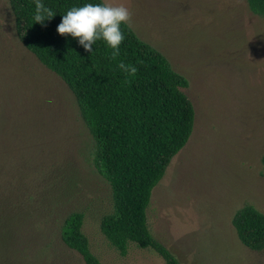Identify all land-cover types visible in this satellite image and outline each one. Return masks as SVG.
<instances>
[{
  "label": "rangeland",
  "instance_id": "1",
  "mask_svg": "<svg viewBox=\"0 0 264 264\" xmlns=\"http://www.w3.org/2000/svg\"><path fill=\"white\" fill-rule=\"evenodd\" d=\"M109 2L127 7L130 29L186 78L194 110L185 146L151 191L149 233L180 264H264V249L243 246L231 224L244 205L264 215V18L247 0ZM94 149L74 96L19 42L0 0V177L30 187L40 260L84 264L60 240L66 215L81 212L101 264H165L133 243L120 256L101 233L112 201Z\"/></svg>",
  "mask_w": 264,
  "mask_h": 264
},
{
  "label": "trees",
  "instance_id": "2",
  "mask_svg": "<svg viewBox=\"0 0 264 264\" xmlns=\"http://www.w3.org/2000/svg\"><path fill=\"white\" fill-rule=\"evenodd\" d=\"M36 2L8 0L14 31L23 47L68 87L92 136L93 165L107 181L112 201L111 212L100 219L101 233L120 256L133 243L152 249L165 264H180L149 233L146 210L151 191L193 128V106L183 92L188 81L127 24L122 25L125 38L115 57L102 41L85 52L75 38L59 35L56 26L61 15L88 0H39L55 14L43 23L32 19ZM247 4L253 14L264 18V0H247ZM121 61L135 66L136 72L121 71L117 67ZM15 175L5 172L0 177V264H44L31 237L37 227L34 207L25 197L30 187ZM83 218L81 212L67 214L60 240L84 264H101L82 232ZM231 224L243 246L264 249V215L253 206L235 211Z\"/></svg>",
  "mask_w": 264,
  "mask_h": 264
},
{
  "label": "clouds",
  "instance_id": "3",
  "mask_svg": "<svg viewBox=\"0 0 264 264\" xmlns=\"http://www.w3.org/2000/svg\"><path fill=\"white\" fill-rule=\"evenodd\" d=\"M54 12L39 0L35 3L32 19L34 23H43L54 16ZM131 12L123 4H114L109 0L101 2H84L79 6L70 7L61 15L56 32L61 35H70L83 47L85 52H92L93 44L102 41L110 48L113 57L119 54L120 44L124 40L121 28L130 19ZM117 67L132 75L136 67L121 61Z\"/></svg>",
  "mask_w": 264,
  "mask_h": 264
}]
</instances>
